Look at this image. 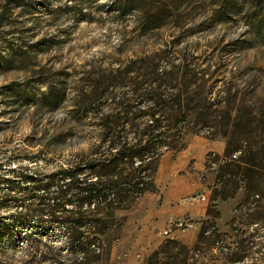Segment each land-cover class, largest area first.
<instances>
[{
    "label": "rangeland",
    "instance_id": "rangeland-1",
    "mask_svg": "<svg viewBox=\"0 0 264 264\" xmlns=\"http://www.w3.org/2000/svg\"><path fill=\"white\" fill-rule=\"evenodd\" d=\"M263 22L264 0H0V160L15 150L41 153L39 166L50 172L87 160L104 127L85 119V110L104 104L108 94L127 92V82L147 80L146 67L190 65L198 78L194 85L191 76L179 78L183 93L184 84H191V96L197 90L221 102L217 141L242 146L252 170L230 175L229 162L213 155L198 171L189 162L193 148L211 144L207 136L214 130H201L191 117L185 129L189 149L160 162V194L116 212L100 250L68 256L65 228L30 222L15 230L14 240L0 244V264H201L213 251L212 264H228L234 256L264 264V134L257 130L264 117ZM236 120L243 125L232 134ZM244 175L248 181L242 183ZM174 178L185 182L190 203L198 198L191 185L209 192V212L219 217L182 218L179 229L198 227V237L188 243L157 235L153 227L154 212ZM230 190L233 197L223 199Z\"/></svg>",
    "mask_w": 264,
    "mask_h": 264
},
{
    "label": "trees",
    "instance_id": "trees-1",
    "mask_svg": "<svg viewBox=\"0 0 264 264\" xmlns=\"http://www.w3.org/2000/svg\"><path fill=\"white\" fill-rule=\"evenodd\" d=\"M145 70H150L144 75L147 80L138 82L136 79L123 84L127 92L108 94L104 104L83 113L85 119L100 121L104 127L101 143L87 160L80 163L74 160L50 172L39 166L41 153L23 154L15 150L2 154L0 244L14 240L15 230L37 222L43 229L53 226L66 229L68 256H88L93 247L100 250L102 238L118 219L116 212L128 209L147 194H160L157 184L160 162L168 153L179 155L189 148L185 129L191 117H196V125L201 130H214L207 138L217 141L220 132L214 124H219L221 102L204 97L197 90L191 96L192 92L188 91L191 84H184L186 92L183 93L178 81L191 76L194 85L198 78L195 68L159 65ZM199 86L200 90H205L203 85ZM169 92L171 95L167 94ZM227 114L232 118L230 112ZM252 118L258 119L257 116ZM259 119L257 130L261 129L264 134V117ZM241 125V120H236L232 124V134H238ZM195 134L204 136L202 132ZM242 148L229 139L223 155L212 152L207 155L206 166L215 155L222 163L229 162L226 171L230 175L252 171ZM24 159H29V166H22ZM13 163L18 165L12 168ZM243 177L241 182H247V176ZM218 180L240 188V183L233 179L220 177ZM229 189L228 186L224 188L226 192ZM230 192L232 194L221 197L232 198L234 190ZM207 218L216 220L219 217L208 212ZM213 228L220 233L216 224ZM31 240L33 243L34 238ZM227 262L245 264L237 256ZM260 263L263 262L257 264Z\"/></svg>",
    "mask_w": 264,
    "mask_h": 264
},
{
    "label": "crops",
    "instance_id": "crops-1",
    "mask_svg": "<svg viewBox=\"0 0 264 264\" xmlns=\"http://www.w3.org/2000/svg\"><path fill=\"white\" fill-rule=\"evenodd\" d=\"M190 147V146H189ZM226 145L224 142L211 141V144H197L193 149L189 162L196 165L198 171L202 170L203 166H206L207 155L209 153H217L222 155L225 151ZM189 149V148H188ZM199 185L197 182H195ZM195 185H191L192 191L197 192L198 198L195 203H190L186 200L187 189L185 182L182 178H174L170 183L169 188L162 194L160 204L157 206L154 215L156 217L154 221V229L158 232L157 235L167 234L168 238L178 239L185 241L186 243L192 242L198 237V227L189 225V227H196L194 230L191 228L179 229L182 218L186 216L193 218L194 222H201L207 219L211 196L209 192H203L198 190L200 188H194ZM199 225V224H195ZM162 238V237H160ZM163 239V238H162ZM160 240H158L159 242ZM163 242L160 241L159 244Z\"/></svg>",
    "mask_w": 264,
    "mask_h": 264
},
{
    "label": "water",
    "instance_id": "water-1",
    "mask_svg": "<svg viewBox=\"0 0 264 264\" xmlns=\"http://www.w3.org/2000/svg\"><path fill=\"white\" fill-rule=\"evenodd\" d=\"M215 257H216V252L213 251L210 253V255L207 258H205V260L201 262V264H212Z\"/></svg>",
    "mask_w": 264,
    "mask_h": 264
}]
</instances>
